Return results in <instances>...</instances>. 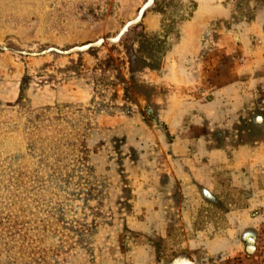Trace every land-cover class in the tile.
<instances>
[{"label": "rangeland", "instance_id": "374dc122", "mask_svg": "<svg viewBox=\"0 0 264 264\" xmlns=\"http://www.w3.org/2000/svg\"><path fill=\"white\" fill-rule=\"evenodd\" d=\"M264 0H0V264H264Z\"/></svg>", "mask_w": 264, "mask_h": 264}, {"label": "trees", "instance_id": "16d2710c", "mask_svg": "<svg viewBox=\"0 0 264 264\" xmlns=\"http://www.w3.org/2000/svg\"><path fill=\"white\" fill-rule=\"evenodd\" d=\"M258 6H264V3H259L258 2V4L256 5V7H258Z\"/></svg>", "mask_w": 264, "mask_h": 264}]
</instances>
